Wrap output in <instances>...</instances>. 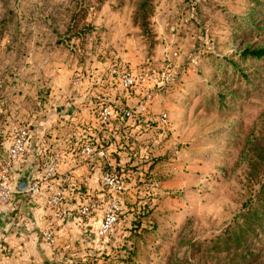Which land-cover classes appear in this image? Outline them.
<instances>
[{
    "label": "rangeland",
    "instance_id": "1",
    "mask_svg": "<svg viewBox=\"0 0 264 264\" xmlns=\"http://www.w3.org/2000/svg\"><path fill=\"white\" fill-rule=\"evenodd\" d=\"M257 50H264V0H0L5 148L15 126L33 128L29 116L51 120L59 94L88 100V84L105 82L109 96L92 97L97 121L101 105L133 107L154 90L153 122L142 129L114 122L119 140L103 146L108 159L100 157L106 163L90 185L105 211L112 194L103 173L124 178L115 233L91 255L78 248L64 261L264 264V57L245 55ZM115 67L145 86L123 91ZM162 114L164 131L156 123ZM69 126L55 128L62 129L51 135L55 149Z\"/></svg>",
    "mask_w": 264,
    "mask_h": 264
},
{
    "label": "crops",
    "instance_id": "2",
    "mask_svg": "<svg viewBox=\"0 0 264 264\" xmlns=\"http://www.w3.org/2000/svg\"><path fill=\"white\" fill-rule=\"evenodd\" d=\"M68 85L65 82L63 88L68 89ZM88 86L89 93L92 91V96L87 95L88 100L85 97L78 99L74 92L59 94L56 103L60 110L55 112L51 120H38L34 115L29 116L33 128L30 130L28 153L22 162L14 166L13 174L17 181L23 177L33 180L44 171L54 154H61L65 162L60 168V173L64 177L68 176L67 182L63 184L66 197L62 207L67 211V216L62 220L58 219L57 209L47 204L48 198L60 186L58 181L45 187L42 194L28 203L20 205L22 195H16L8 205L0 206V243L5 251L12 254L9 259H1L0 264H61L64 259L75 257L70 252L79 250L78 248L88 250L86 257L91 255L93 245L101 242L97 237V230L104 211L100 207L91 218L81 219L78 209L88 200L98 196L92 194L90 185L95 182L100 172L99 167L105 161L100 156L94 160H86L77 151L80 150L84 134L97 139V150L100 151L103 146H107V132L97 124L94 115V107L96 108L94 102L97 103V100L92 101V97L97 95L96 91L109 96L110 90L105 82L99 80L91 82ZM84 100L85 104L82 105ZM86 101H90L91 104ZM72 105H78L79 110H71ZM13 107H10L9 111L10 121L17 113V108ZM63 119L65 122L62 123ZM68 122L74 125L73 130H70L69 126L67 135L63 137L61 133V140H57L56 147L59 149H55L54 138L60 137L59 133L62 132L61 128L57 131L55 128L70 124ZM53 134L55 136H51ZM105 143L106 145H103ZM7 150L0 140V154H6ZM4 225L6 228L12 227L9 231L3 232ZM48 228L55 231L54 246L43 241L42 232Z\"/></svg>",
    "mask_w": 264,
    "mask_h": 264
},
{
    "label": "built area",
    "instance_id": "3",
    "mask_svg": "<svg viewBox=\"0 0 264 264\" xmlns=\"http://www.w3.org/2000/svg\"><path fill=\"white\" fill-rule=\"evenodd\" d=\"M113 79L116 84L125 92H138L145 85L139 76L125 68L115 67L111 71ZM174 79V78H172ZM160 85L157 84L155 92H158ZM154 90L151 93L144 94L138 99V102L133 107H126L117 110L113 108V105L106 103L101 105L97 112V121L100 125L105 127V130H109L107 135V144L114 143L119 140V134L111 129L112 124L115 122H125L126 124H134L139 129H142L144 124H148L151 118V105ZM168 116L162 114L156 123L159 124V129L164 131L166 129ZM144 123V124H143ZM164 133V132H163ZM156 140V144H160V137ZM30 139V131L27 128L15 126L13 128L12 143L8 148L6 154H0V206L4 207L8 205L16 195H22L20 205L28 203L35 199V197L42 194L45 187L50 186L52 182L58 181L59 187L48 198L47 204L53 209H57L58 219H64L67 216V211L62 209L65 203V190L63 184L67 182L68 176L64 177L60 173V168L64 164L65 160L61 154H54L48 165L45 167L43 173L37 176L35 179L30 180L29 188L24 193H18L16 191L17 180L13 174V168L16 164L22 162L28 153V142ZM80 155L86 160H94L97 156L108 159L107 152L103 150H97L95 139L93 137H86L80 145ZM113 166V164H110ZM156 184H152V187H156ZM102 187L108 190L112 194L107 208L104 211L102 222L97 230V237L100 240H107L116 231L119 225V216L121 214L120 195L125 191V180L122 176L113 172H104L102 175ZM102 189V190H103ZM97 211V205L91 199L87 203L83 204L78 209V215L81 219L91 218ZM3 232H5V225L3 226ZM42 238L45 243L50 246H54L56 243V235L53 228H48L42 232ZM12 254L5 251L0 243V260L9 259ZM68 261H61V264H67Z\"/></svg>",
    "mask_w": 264,
    "mask_h": 264
},
{
    "label": "water",
    "instance_id": "4",
    "mask_svg": "<svg viewBox=\"0 0 264 264\" xmlns=\"http://www.w3.org/2000/svg\"><path fill=\"white\" fill-rule=\"evenodd\" d=\"M29 182H30V179L27 178V177H23V178H20L17 182V186H16V191L18 193H24L28 190L29 188ZM12 226H8L5 231H9V229L11 228Z\"/></svg>",
    "mask_w": 264,
    "mask_h": 264
},
{
    "label": "trees",
    "instance_id": "5",
    "mask_svg": "<svg viewBox=\"0 0 264 264\" xmlns=\"http://www.w3.org/2000/svg\"><path fill=\"white\" fill-rule=\"evenodd\" d=\"M245 55H250L252 57H255L257 60H261L264 57V50H257L253 52H245Z\"/></svg>",
    "mask_w": 264,
    "mask_h": 264
}]
</instances>
